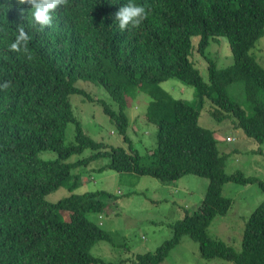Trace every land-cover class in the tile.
Masks as SVG:
<instances>
[{
    "label": "trees",
    "instance_id": "trees-1",
    "mask_svg": "<svg viewBox=\"0 0 264 264\" xmlns=\"http://www.w3.org/2000/svg\"><path fill=\"white\" fill-rule=\"evenodd\" d=\"M129 2L145 7L147 19L121 31L115 13ZM29 12L30 5L0 0V83L11 82L0 90V264H119L90 252L96 241L112 240L86 216L101 213L102 196L110 193L73 192L80 174L72 171L101 156L109 158L101 168L162 183L186 174L208 179L199 206L172 223V237L153 252L135 254L134 264L160 263L184 234L199 243L204 259L264 264V199L244 224L240 251L207 233L215 216L225 214L231 204L222 194L223 184L258 183L264 192V180L241 170L226 172V154L219 151L214 131L200 124L198 105L158 84L170 78L192 84L198 103L208 98L217 120L231 118L246 137L264 143V68L250 53L264 36V0H69L52 13L53 23L43 32L29 23ZM21 24L32 37L30 61L7 47ZM193 36L200 38L197 49L202 53L209 38H226L233 63L218 68L208 58L205 80L189 59ZM79 79L103 86L118 103L114 109L101 100L126 146L96 141L85 132L69 95L95 98L75 85ZM238 80L245 104L227 91ZM133 86L149 94L144 117L156 128L155 146L143 157L126 134L125 94ZM70 122L74 141L67 144ZM86 148L95 152L68 161ZM47 150L56 157L38 156ZM63 185L69 196L56 202L46 199ZM62 211L69 212L68 220L59 218Z\"/></svg>",
    "mask_w": 264,
    "mask_h": 264
},
{
    "label": "rangeland",
    "instance_id": "rangeland-1",
    "mask_svg": "<svg viewBox=\"0 0 264 264\" xmlns=\"http://www.w3.org/2000/svg\"><path fill=\"white\" fill-rule=\"evenodd\" d=\"M199 39L198 36L191 38L189 59L202 77L208 80V58L218 68H224L233 63V56L226 38H209V46L204 53L197 49ZM250 53L264 68V36L256 42ZM158 84L172 96L198 105L200 124L214 131L219 151L226 154L224 162L226 172L241 170L244 175L264 180V143L246 137L241 129L233 126L231 118L217 120L212 112L214 107L208 98L198 103V95L192 84L175 78L160 81ZM75 85L82 87L95 98L89 100L78 92L69 95L73 112L85 132L96 141L126 146L116 124L103 111L101 100L106 101L114 109L118 103L96 82L79 79ZM227 91L245 104L243 83L240 80L233 82ZM125 99L126 113L129 115L126 134L139 155L143 157L155 146L156 128L153 123L145 121L144 117L150 96L141 87L133 86L126 91ZM228 137L230 141L226 140ZM73 141L74 124L70 122L66 129V143L70 144ZM93 152H95L93 149L86 148L79 154L71 155L68 161L87 157ZM38 156L42 159H54L56 153L47 150L39 152ZM108 162V157L101 156L87 165L74 169L72 172L79 173L80 177L73 192L105 190L110 193L102 196L105 206L101 213H90L86 216L108 231L112 240L96 241L90 252L105 261L134 264L135 254L153 252L157 246L172 237L171 224L183 219L186 213L193 212L199 206L205 195L208 179L204 176L186 174L177 182L162 183L149 176L101 168ZM69 194L68 187L63 185L49 193L46 199L56 202ZM222 194L231 200L230 207L225 214L215 216L207 227V233L211 238L222 240L235 251H240L244 224L252 210L264 199V192L258 183L227 182L222 186ZM58 215L60 219L66 221L69 212L62 211ZM158 264L232 263L217 257L204 259L199 252V243L184 234Z\"/></svg>",
    "mask_w": 264,
    "mask_h": 264
},
{
    "label": "clouds",
    "instance_id": "clouds-1",
    "mask_svg": "<svg viewBox=\"0 0 264 264\" xmlns=\"http://www.w3.org/2000/svg\"><path fill=\"white\" fill-rule=\"evenodd\" d=\"M16 4L17 6L30 5V12L27 17L29 23L38 26L39 31L43 32L53 23L52 13L61 6H68L69 0H16ZM8 6L10 7V5ZM21 14L23 15V9ZM147 15L145 7L129 2L115 13V20L118 22L119 29L124 31L130 25L139 27L147 19ZM16 33L15 39L7 45L8 50L22 53L29 61L32 60L33 57L29 49V42L32 37L23 24L16 28ZM10 83V81L0 83V90L7 89Z\"/></svg>",
    "mask_w": 264,
    "mask_h": 264
},
{
    "label": "crops",
    "instance_id": "crops-1",
    "mask_svg": "<svg viewBox=\"0 0 264 264\" xmlns=\"http://www.w3.org/2000/svg\"><path fill=\"white\" fill-rule=\"evenodd\" d=\"M216 134L214 133V136H215ZM217 137V136H216ZM229 138V137H228ZM234 149V148H233ZM179 180V178L177 179V180H174L175 182H177Z\"/></svg>",
    "mask_w": 264,
    "mask_h": 264
}]
</instances>
